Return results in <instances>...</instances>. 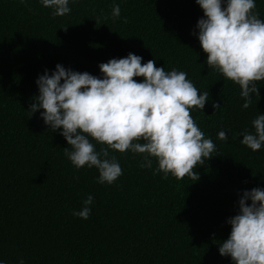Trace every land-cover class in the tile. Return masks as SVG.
Here are the masks:
<instances>
[{
  "label": "trees",
  "instance_id": "trees-1",
  "mask_svg": "<svg viewBox=\"0 0 264 264\" xmlns=\"http://www.w3.org/2000/svg\"><path fill=\"white\" fill-rule=\"evenodd\" d=\"M255 3L264 20V0ZM69 7L53 17L38 0H0V261L232 264L218 251L231 231L226 221L238 213L243 191L264 189V147L253 152L241 143V133L254 131L252 120L264 114V81L244 109L239 86L206 64L195 0H77ZM128 53L166 72L183 71L199 93H209L203 112L190 111L215 144L194 169L197 180L153 175L154 158L151 169L141 168V154L113 150L122 175L99 184L97 169H76L66 158L67 142L44 124L42 109L30 116L35 81L46 69L51 74L60 64L101 77L99 64ZM220 131L227 140L217 138ZM89 195V218L74 216Z\"/></svg>",
  "mask_w": 264,
  "mask_h": 264
},
{
  "label": "clouds",
  "instance_id": "clouds-1",
  "mask_svg": "<svg viewBox=\"0 0 264 264\" xmlns=\"http://www.w3.org/2000/svg\"><path fill=\"white\" fill-rule=\"evenodd\" d=\"M27 2L19 0L25 6ZM38 2L51 9L53 17H61L70 13V2L77 0ZM195 3L203 11L195 28L208 68L237 84L242 107L249 108L252 94L260 97L257 82L264 81V20L255 11V0ZM119 16L120 7L114 4L112 17ZM141 61L133 53L112 58L98 65L101 77L60 64L51 74L46 69L35 81L38 95L30 106V116L42 109L44 124L52 132L60 130L67 142L66 158L76 169H97L99 184L111 185L122 175L118 161L110 155L113 150L141 154V168L151 169L154 158L153 175L163 173L165 179L187 175L195 181L199 177L194 169L212 157L215 144L205 138L190 111L193 107L202 111L209 93H199L183 71L166 72L155 66V60ZM134 77L142 80L137 82ZM212 106L219 108L215 103ZM251 123L254 131L241 133V143L256 152L264 147V114L259 113ZM217 138L227 140L225 131ZM96 144L103 145L99 151ZM92 204L89 195L73 215L87 220ZM238 206V213L226 221L231 231L219 245V254L230 257L232 264H264V189L243 191Z\"/></svg>",
  "mask_w": 264,
  "mask_h": 264
}]
</instances>
